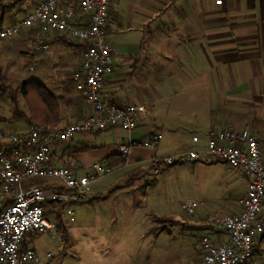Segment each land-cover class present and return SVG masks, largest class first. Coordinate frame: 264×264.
<instances>
[{"label":"crops","instance_id":"1","mask_svg":"<svg viewBox=\"0 0 264 264\" xmlns=\"http://www.w3.org/2000/svg\"><path fill=\"white\" fill-rule=\"evenodd\" d=\"M26 33L22 34L24 40L31 41ZM106 38L118 54L113 71L105 75L101 98L117 106L150 101L153 107L132 130L108 128L53 144L49 164L66 163L80 174L94 162L121 155L119 145L126 143L130 151L123 155L126 162L122 166L149 169L154 155L175 154L190 146L205 148L208 131L227 124L247 126L260 138L264 155V0H222L219 4L215 0H109ZM48 42L46 59L57 54L59 67L62 119L56 127H63L94 112L75 88L73 78L83 47L72 45L78 47L74 59L72 48L57 33L50 32ZM194 95H204V129L196 128L192 134L198 137L196 143L191 139L184 144V122L177 119L185 117L182 108L191 110L186 101ZM26 126L25 122L18 132L25 131ZM153 132L160 135L155 151L142 145ZM167 143L172 144L168 151ZM200 162L204 174L208 168L216 170V177L206 184H223V190L217 196L204 197V219L195 220L194 225L214 241H226L227 234L207 217L237 213L241 208L238 198L245 194L247 180L224 161L207 158ZM38 181L41 186H62L53 179ZM89 193L102 191L96 187ZM63 203L46 202L47 213H57ZM196 252L190 259L193 264L201 260L199 245ZM245 264H264V234L256 243L255 256Z\"/></svg>","mask_w":264,"mask_h":264},{"label":"built area","instance_id":"2","mask_svg":"<svg viewBox=\"0 0 264 264\" xmlns=\"http://www.w3.org/2000/svg\"><path fill=\"white\" fill-rule=\"evenodd\" d=\"M222 0H215L217 4ZM109 0H36L31 11L7 26L0 27V38L30 34L32 54L46 52L50 32L60 33L84 43L79 67L74 71L75 88L93 108V114L82 121L63 127L45 128L31 121L25 131L0 129V264H52L50 252L42 257L25 246L27 235L56 228L47 216L46 202L57 204L84 199L90 184L112 171L102 162L75 174L69 164H49L50 148L71 140L77 133H96L108 128L132 130L147 115L153 102L143 101L117 106L100 95L105 75L114 69L118 50L106 38ZM160 135L153 132L142 145L155 151ZM193 143L198 141L192 137ZM122 155L130 147L119 145ZM213 158L226 162L247 180V190L238 198L240 210L227 216L209 215L208 222L227 234L228 240L214 241L208 234L199 240V264H245L256 253V243L264 234V155L260 138L245 126L227 124L208 131L205 148L190 146L175 154L152 156L148 172L159 173L163 167ZM33 178H57L63 189L25 183ZM11 200V201H10ZM8 201V204H6ZM195 203H183L192 214ZM71 214L72 210L67 209Z\"/></svg>","mask_w":264,"mask_h":264},{"label":"rangeland","instance_id":"3","mask_svg":"<svg viewBox=\"0 0 264 264\" xmlns=\"http://www.w3.org/2000/svg\"><path fill=\"white\" fill-rule=\"evenodd\" d=\"M0 1L4 5L0 21L3 27L11 24L13 18L23 17L36 0H26L19 5H13L12 0ZM1 12L0 7V17ZM26 37L31 40L29 33ZM68 48H72L73 58L77 59L78 47L69 45ZM48 54L33 55L32 42L24 40L23 35L0 38V69L17 99L14 101L9 92L0 95V117L7 118L0 120V129L6 132L23 129L24 119L10 118L16 106L27 110L22 94L17 92L22 82H40L60 94L57 54L46 59ZM186 102L191 110L182 108L185 117L177 119L184 122L181 124L184 144L191 141L196 128L204 129L205 113L204 95H194ZM167 106L168 103L163 108ZM171 146L167 143L166 150ZM214 177L216 170L208 168L204 174L200 161L165 166L155 175L148 169L113 168L90 184V191L97 187L101 194L89 191L84 199L64 202L57 213L53 210L47 214L56 224L61 223L63 229L57 227L27 235L25 246L42 257L50 252L52 264H193L190 259L197 254L203 235L194 224L195 220L204 219V197L217 196L223 190V184L217 187L206 184ZM49 179L61 183L57 178ZM188 202L196 204L192 214L181 207ZM68 208L71 214L67 213ZM159 217L178 221L172 224ZM161 227L163 231L158 232Z\"/></svg>","mask_w":264,"mask_h":264},{"label":"trees","instance_id":"4","mask_svg":"<svg viewBox=\"0 0 264 264\" xmlns=\"http://www.w3.org/2000/svg\"><path fill=\"white\" fill-rule=\"evenodd\" d=\"M24 2H26V0H12L13 5L23 4ZM0 7L2 11L0 20H2L4 15V5L1 3V1ZM14 22L15 21H13V23ZM57 34L58 38L68 45H76L79 43V45L84 47V43L82 42L70 40V38L66 37L64 34ZM6 92L12 93L13 100L17 102L16 94L7 85L6 77L0 69V95L5 94ZM17 92L22 94L27 110H21L18 108V106H16L13 115L10 118H22L27 124L31 121L39 122L47 129L55 128L60 123L62 119V109L59 96L56 93L50 91L44 84L36 81L22 82ZM6 119V117H0V120ZM102 162L113 169L122 166L126 162V159L122 154H113L108 156ZM38 179L39 178L30 179L25 183L24 186L29 187L32 185H41V182L38 181ZM63 188L64 187L61 186L59 189ZM6 204H8V201ZM159 218L161 221L166 222L167 220L168 222H172V224L177 222L176 220H171L170 218L166 217ZM57 227L63 229L61 223L57 224L56 228ZM163 229L164 228L161 227L158 232H162ZM158 232L156 230V233Z\"/></svg>","mask_w":264,"mask_h":264}]
</instances>
